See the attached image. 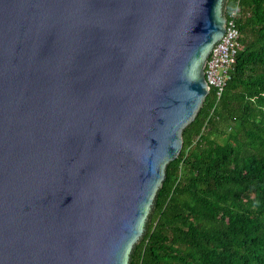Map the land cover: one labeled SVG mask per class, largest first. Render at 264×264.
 <instances>
[{"label": "water", "instance_id": "95a60500", "mask_svg": "<svg viewBox=\"0 0 264 264\" xmlns=\"http://www.w3.org/2000/svg\"><path fill=\"white\" fill-rule=\"evenodd\" d=\"M224 1L0 0V264H126Z\"/></svg>", "mask_w": 264, "mask_h": 264}, {"label": "trees", "instance_id": "16d2710c", "mask_svg": "<svg viewBox=\"0 0 264 264\" xmlns=\"http://www.w3.org/2000/svg\"><path fill=\"white\" fill-rule=\"evenodd\" d=\"M238 48L181 131L126 264H264V0H225Z\"/></svg>", "mask_w": 264, "mask_h": 264}, {"label": "built area", "instance_id": "2783aa9c", "mask_svg": "<svg viewBox=\"0 0 264 264\" xmlns=\"http://www.w3.org/2000/svg\"><path fill=\"white\" fill-rule=\"evenodd\" d=\"M235 10H231L224 20L223 33L212 46L203 66V81L217 99L228 78L230 62L238 48L239 33L235 26Z\"/></svg>", "mask_w": 264, "mask_h": 264}]
</instances>
